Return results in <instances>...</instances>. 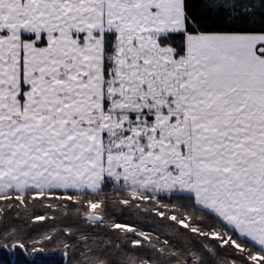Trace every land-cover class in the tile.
Listing matches in <instances>:
<instances>
[{
    "label": "snow or ice",
    "instance_id": "obj_1",
    "mask_svg": "<svg viewBox=\"0 0 264 264\" xmlns=\"http://www.w3.org/2000/svg\"><path fill=\"white\" fill-rule=\"evenodd\" d=\"M55 257L264 264V0H0V264Z\"/></svg>",
    "mask_w": 264,
    "mask_h": 264
},
{
    "label": "trees",
    "instance_id": "obj_2",
    "mask_svg": "<svg viewBox=\"0 0 264 264\" xmlns=\"http://www.w3.org/2000/svg\"><path fill=\"white\" fill-rule=\"evenodd\" d=\"M7 260V257H5ZM36 264H61L59 257L55 258H38Z\"/></svg>",
    "mask_w": 264,
    "mask_h": 264
}]
</instances>
